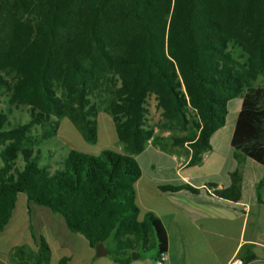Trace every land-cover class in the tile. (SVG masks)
Segmentation results:
<instances>
[{
	"label": "trees",
	"instance_id": "obj_1",
	"mask_svg": "<svg viewBox=\"0 0 264 264\" xmlns=\"http://www.w3.org/2000/svg\"><path fill=\"white\" fill-rule=\"evenodd\" d=\"M259 77L264 0H0V96L28 115L11 124L0 110V233L23 195L27 210L58 216L90 249L102 244L114 263L128 264L131 253L150 248L155 258L164 254L159 221L149 212L137 220L132 186L139 177L134 157L157 141L146 126L147 97L162 120L190 129L171 139L172 147L188 148L189 166L208 151L227 102L238 98L231 147L264 167ZM98 110L110 117L121 153L69 150L52 171L41 163L39 146L62 119L94 145ZM236 189L216 194L235 202ZM33 239L37 261L46 264V242ZM236 257L241 264L254 260L249 246Z\"/></svg>",
	"mask_w": 264,
	"mask_h": 264
},
{
	"label": "crops",
	"instance_id": "obj_2",
	"mask_svg": "<svg viewBox=\"0 0 264 264\" xmlns=\"http://www.w3.org/2000/svg\"><path fill=\"white\" fill-rule=\"evenodd\" d=\"M239 106L238 98L227 102L224 124L209 137L207 154L198 164H187L190 156L186 146L163 150L167 154L156 148L152 153L169 161L167 169L163 172L160 167L150 166L148 172L139 170L133 184L138 221L148 212L159 221L166 239L164 264H227L237 259L243 246H249L254 256L247 264H264V167L236 154L231 147ZM149 147L153 146L147 143L138 155ZM233 184L237 187L235 202L217 196V192ZM160 187L177 191L164 193ZM12 215L9 225L0 233V264H43L35 257V231L29 229L30 221L21 218L10 227ZM49 221L46 216L38 230H44L46 225L48 230ZM58 228L64 233L62 223ZM52 240L54 248L46 242L49 248L46 264H59L65 256L64 249L58 234ZM83 250L85 263L81 264H117L106 255L95 257L90 248ZM154 259L155 256L144 264H152ZM66 264L79 262L73 258ZM128 264L140 263L130 260Z\"/></svg>",
	"mask_w": 264,
	"mask_h": 264
},
{
	"label": "rangeland",
	"instance_id": "obj_3",
	"mask_svg": "<svg viewBox=\"0 0 264 264\" xmlns=\"http://www.w3.org/2000/svg\"><path fill=\"white\" fill-rule=\"evenodd\" d=\"M254 85L264 87V77H259L255 81ZM145 109L146 126L152 130L153 136L157 139V141L155 144L150 142L149 144L153 147L146 148L145 152L143 154L135 156L134 160L138 169L142 172H148L147 168L150 166L160 167L164 172L167 169L166 167H168L169 161L159 154L152 153V150H155L156 148L161 150L162 147L166 149L171 148V139L186 136L190 132V129L188 128V126L181 129L174 124L162 120L160 116L161 111L156 107V102L153 96L147 97ZM0 110L6 114L8 121L11 124H21L28 119V115L26 112L27 109L25 107H14L11 105L9 106L7 103V99L4 96H0ZM188 116L189 119L192 118V114H189ZM230 117L231 113L228 114V118ZM95 119L97 141L94 145H87L82 142L78 133L73 129L70 123L66 119L60 120L55 136L50 138L49 140L43 141L39 146L41 152L43 153L41 163L48 165L49 169L52 171L57 167V165H59L60 161L65 157L67 151L69 150H74L76 152L91 156H97L102 150H112L121 153L122 150L120 145L116 141L110 117L103 113V111L98 110ZM39 133L40 130L38 128L33 130V134ZM46 151L52 152L53 155L48 156L46 154ZM161 151L167 154L165 151ZM135 188L138 189V183L135 184ZM25 208L27 207L24 196L18 195L10 227H13V225L20 221L21 218H23V220H26V218H28V221H30L29 229L35 231V239L40 237L52 248H54L52 238L54 237V235L57 236L58 234L60 244L64 249V258H68L63 264H66L69 259L73 258H76V261L79 262V264L85 263L84 261H82V257L84 255L81 254L84 252L83 249L89 247L87 245V242L82 237L78 235H72L68 233L66 229H64V233H62L61 229L58 228V224H60L61 226L62 223L63 225L62 220L58 216L51 215L46 209L34 206H30L29 210H26ZM46 216L50 218V221L48 223V230L46 229V225L45 229L40 231L38 230L40 229L38 226H41V221L45 220ZM137 220H139V217H137ZM151 243H153V241H151ZM154 256L155 250L150 248L148 251H138L136 254H134L133 261L144 264ZM72 262L74 263L75 260H73Z\"/></svg>",
	"mask_w": 264,
	"mask_h": 264
},
{
	"label": "built area",
	"instance_id": "obj_4",
	"mask_svg": "<svg viewBox=\"0 0 264 264\" xmlns=\"http://www.w3.org/2000/svg\"><path fill=\"white\" fill-rule=\"evenodd\" d=\"M206 154L207 152L202 154L201 157H204ZM164 262H165V254H160L157 258L153 260L152 264H164ZM227 264H241V262L238 259H233L229 261Z\"/></svg>",
	"mask_w": 264,
	"mask_h": 264
},
{
	"label": "water",
	"instance_id": "obj_5",
	"mask_svg": "<svg viewBox=\"0 0 264 264\" xmlns=\"http://www.w3.org/2000/svg\"><path fill=\"white\" fill-rule=\"evenodd\" d=\"M94 252H95V257H102V256H105L106 255V251L103 247L102 244H97L95 247H94ZM134 253H131V258L130 260H133L134 257H133ZM136 258V257H135Z\"/></svg>",
	"mask_w": 264,
	"mask_h": 264
}]
</instances>
